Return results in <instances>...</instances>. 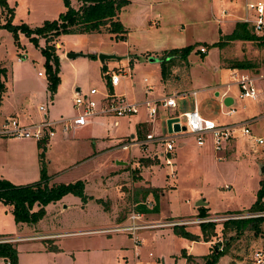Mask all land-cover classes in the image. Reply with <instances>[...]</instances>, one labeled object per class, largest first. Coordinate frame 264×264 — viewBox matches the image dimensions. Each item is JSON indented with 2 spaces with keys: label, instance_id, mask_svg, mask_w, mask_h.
Instances as JSON below:
<instances>
[{
  "label": "rangeland",
  "instance_id": "rangeland-1",
  "mask_svg": "<svg viewBox=\"0 0 264 264\" xmlns=\"http://www.w3.org/2000/svg\"><path fill=\"white\" fill-rule=\"evenodd\" d=\"M126 1L127 5L118 19L127 33L129 29L146 26L151 28L149 24L145 26V20L152 19L149 5H140L134 0ZM144 1L147 4L154 2ZM157 1L163 4L158 5L153 14L159 11L162 13L161 18L165 19V22L168 20V23L158 27L159 30H164L161 36L165 41L155 34L151 35L152 40L155 36L162 44L151 45L144 42L138 48V51H143V54H137L139 58L128 52L132 46L131 39H119L104 31L60 35L55 44L58 46L55 54L59 59V83L53 95L48 90V66L53 68V63H48L41 52V48L46 45L45 39L38 38L36 46L21 32L13 36L7 30L0 29V62L5 63L10 73V84L6 93H11L12 81L25 82L26 95L20 96V99L30 96L31 108L44 107L46 112L54 105L52 108L56 112L55 116L61 119L77 115L74 108V94L77 88L83 94L88 93L90 89H96L99 93H113L116 97H124L128 102H133L149 87L148 95L154 98L176 93L185 94L184 97L176 99L178 114L191 110L196 102L201 114L205 113L209 119L221 125H235L254 119L249 125L251 136L244 137L241 128H237L230 141L233 151L228 155H231L218 161V153L213 150L209 138L203 147H199L196 138L187 132L174 134V164L171 168L165 165L164 147L161 145H156V156L146 160L140 159L144 155L142 146L132 145L136 137L131 139L130 136H136L137 118L144 121L147 117L145 108L140 107L138 116L122 119L101 116L102 118L94 123H86L79 127L82 128L74 139L63 140V130L57 127L55 138L51 139L50 145L48 143L45 148L36 145L32 149L18 141L11 145L9 141H0V179L14 185L26 186L38 182L40 168L44 166L49 177V186L86 181L84 194L101 197L104 194L101 191L103 174L109 175L114 168L119 170V173H128L117 183L115 194H106L104 199L96 200L98 204L85 208L81 199L67 195L63 199H72L71 201L59 203L53 209L47 210V213L46 207V214L40 221L36 224H22L21 231L13 215L0 205V236L68 234L57 237L53 242L21 244L18 252L28 250L27 247L30 246H34L32 249L43 246L47 249L54 248L53 244H56L65 254L64 257L51 260V263L49 259L43 258L44 255H39L38 258H33V264H70L66 256L75 259L74 264H204L203 257L212 253L214 246L220 250L225 246L228 248V253L220 257L216 264H249L254 253H264V222L259 234L247 231L232 241L229 236L233 233L222 230L226 221L233 220L232 218L240 214L243 217L248 214L247 211L257 200L259 182L264 179V103L260 100L240 99L239 88L232 80L235 73L233 70L238 71V76L257 77L264 74V39L254 42L237 40L219 48L213 45L222 38L218 35L229 33L231 27L223 23H213L211 19L205 21L209 18L208 15L205 17V10L208 9L210 0H166L167 3H164V0ZM213 1L215 17L221 10L238 17L243 15L245 0ZM6 4L13 9L12 24H25L30 29L41 26L45 21L55 20L64 10L62 0H6ZM200 16L201 18H198ZM0 17L2 22L7 18L6 12L1 8ZM219 28L222 32L219 31L218 34ZM161 46L173 49L192 46V50L185 55L176 54L172 58L166 54L161 55L163 63L149 62L145 51ZM200 48H204L206 53H200ZM69 54L77 56L68 58ZM100 55L113 58L101 62ZM236 62H246L249 68L233 69L232 66ZM37 73H41V77H38ZM110 73L121 77L119 87L111 88V91L108 89ZM144 79H147L146 84ZM195 90L199 91L196 100L190 95ZM55 94L56 104L52 103ZM98 97L95 96L96 99ZM225 98L233 100L231 107L236 113L231 116L227 115L230 107L225 103ZM170 117L172 116L169 111L159 113L153 130L152 125H149V128H140L139 140L143 142L148 133L167 136ZM111 123H119L115 133L104 126ZM69 134L71 135L70 131ZM255 138H262L263 144H257ZM124 141L130 144L126 151L119 147ZM181 141L184 142L183 147L179 145ZM227 145L228 143L223 147L222 156L227 155ZM10 154L15 156L8 157ZM124 156L128 158L131 166L128 165L126 169L122 166L116 168L117 160ZM151 162L154 164L147 165ZM144 165H147L142 171L144 178L163 189H159V212L145 214L141 222L167 226L140 231L138 236L142 243L135 251L129 234L114 230L126 225L128 217L133 211L136 212L137 201H140L138 197L142 196L136 195L141 189L135 184L142 169L137 168ZM172 169L173 178L170 174ZM119 190L124 192L121 195L122 200L116 199ZM142 198L141 201L147 203L148 208L154 207V200L150 196L148 200H144L146 197ZM198 202H201L200 206ZM262 202L264 203V198ZM199 208L207 209L204 211L206 218L199 217ZM111 217L121 223L115 224L110 220ZM189 221L214 223V236L205 241L199 223L177 225L183 226L186 232L197 237L196 240H190L178 236L173 225H170ZM182 251L191 259L186 260L181 255ZM23 263L26 264L27 260Z\"/></svg>",
  "mask_w": 264,
  "mask_h": 264
},
{
  "label": "trees",
  "instance_id": "trees-1",
  "mask_svg": "<svg viewBox=\"0 0 264 264\" xmlns=\"http://www.w3.org/2000/svg\"><path fill=\"white\" fill-rule=\"evenodd\" d=\"M80 3L78 9H74L71 6L70 0H62L65 11L60 13L58 18L53 21H45L41 26L34 29H30L25 24L14 25L13 9L9 8L6 4V0H0V8L5 11L7 18L4 22L0 17V29H5L13 36L17 32L23 33L29 38L36 46H38V38L45 39L46 45L41 48L42 54L45 56L46 61L53 63V68L48 66L49 70V84L48 90L51 95L56 92L57 85L59 83V59L55 54L54 46L52 42L60 35L64 34H90L106 31L108 34L115 35L119 39H125L127 31L123 25L119 22L118 15L121 10L127 5L126 0H77ZM242 40V41H257L261 40L254 36L246 25L236 23L234 30L231 34L222 36L220 41L213 45L223 48L226 43ZM192 50V46H187L180 49H172L166 53V56L174 57L176 54L185 55ZM160 63H163V59L159 58ZM233 69H248L249 64L246 62H236ZM105 71V68H103ZM6 71L0 67V101L1 96L5 92V86L2 78L5 76ZM111 91L110 85L108 86ZM38 147L45 148L42 143H37ZM40 179L38 182L29 184L26 186L14 185L6 180L0 179V203L5 206L11 207V213L14 217L16 224H36L45 215V207L51 203L60 201L66 195H73L81 199L86 204L88 197L84 194V182L77 181L68 185H48L49 177L46 174V168L43 166L40 168ZM159 189L157 188H143L138 190L136 195L142 194V197L151 195L154 199V207L148 208L142 204L141 201H137L136 212L144 214H156L159 212ZM264 179L259 182V189L257 192V200L247 211V215H259L264 213ZM37 206L39 209L33 211V207ZM199 217H204V211L207 209L199 208ZM242 216V214H240ZM264 222V216L248 217L244 219L228 220L223 224V232L229 231L233 233L229 236V240L238 239L245 232H253L259 234L261 232V224ZM202 232V237L205 241H208L214 236L215 224L212 222H205L199 224ZM183 226H173L176 233L180 237H184L190 240H196L197 237L186 232ZM228 253V248H222L221 250L214 246L212 253L203 257L204 264H216L220 257ZM181 255L190 260L191 257L186 255L185 251L181 252ZM0 259H3L7 264H18V251L13 243H0Z\"/></svg>",
  "mask_w": 264,
  "mask_h": 264
},
{
  "label": "built area",
  "instance_id": "built-area-1",
  "mask_svg": "<svg viewBox=\"0 0 264 264\" xmlns=\"http://www.w3.org/2000/svg\"><path fill=\"white\" fill-rule=\"evenodd\" d=\"M225 15V12H222ZM237 23L244 24L250 30V32L259 39H264V0H245L243 15L238 18ZM200 53H206L204 48L199 49ZM232 75L233 84L239 88L240 99H250L252 101H262L264 103V74H260L257 77H249L248 75L236 74ZM121 77L116 73H110L109 84L111 87H116L120 83ZM258 82L259 84H256ZM144 83H147V79H144ZM199 91L191 92V96L196 100V96ZM150 93V88H145V94ZM95 96H99L97 99ZM185 94L168 95L162 98L146 100L143 103L128 102L124 97H116L113 93H99L96 89H90L88 93H76L74 99V108L77 111V115L72 118H61L56 121H49L46 117V109L39 107V111L43 112V120L37 124L22 125L17 119L10 118L6 120L0 128V136L12 139H29L34 140L37 143L47 145V141L55 135L56 128L61 127L63 132H68L72 128L80 127L90 120L97 117H129L136 115L140 107H144L149 118L152 130L155 126V121L160 111H172L177 108L176 99L184 97ZM236 111L233 107H230L227 112L228 116L235 114ZM170 124L179 126L181 132H187L188 134L196 138V144L199 147H203L206 139H210L213 150L217 153L223 150V147L232 139L233 132L237 128H241V133L244 137L251 136V130L249 125L254 119L245 120L235 125H221L214 120L205 118L200 113L196 102L191 110L185 111L179 115H171ZM182 128H185L183 131ZM170 132V131H169ZM174 134L171 132L167 135H157L154 133H148L145 136V140L136 145L143 146L146 144L161 145L164 147L165 153V165L168 167L173 166L172 153L175 146ZM254 141L262 145V138H255ZM130 144L127 142L122 143L119 147L123 150H127ZM171 177H174V170L170 171ZM142 204H148L143 202ZM144 213H138L133 211L128 217V223L122 227L116 228L115 232H125L133 240L134 248L137 251L142 241L139 239L138 233L142 230L161 228L167 225L164 224H145L141 222L144 218ZM264 216V215H257ZM256 216H236L232 219H242ZM202 223L201 221H189L180 222L170 225L192 224ZM14 240L10 238H1L0 243H12ZM150 256L152 254H149ZM153 264V263H146ZM249 264H264V253L256 252L253 255L252 261Z\"/></svg>",
  "mask_w": 264,
  "mask_h": 264
},
{
  "label": "crops",
  "instance_id": "crops-1",
  "mask_svg": "<svg viewBox=\"0 0 264 264\" xmlns=\"http://www.w3.org/2000/svg\"><path fill=\"white\" fill-rule=\"evenodd\" d=\"M130 1H133V0H130ZM134 1L136 3H138V4H140V5H145V6L149 5V8H151L150 15L152 16V19L150 18L148 21L145 20V26L147 24H149L150 25L149 27H151V28L148 29L147 26H146V27H140V28H135V29H129L130 31L124 35L125 39H127L129 41L131 39L130 44L132 46H131V50L128 51L129 54L130 55L131 54L134 55L135 58H139V57H137V54H143V51H138V48H140L139 46H141L144 42H146L148 44H151V45H155V44H158V43L162 44V42H160V39L155 37V36H154V39L152 40V38H150L151 35L155 34L156 36L161 37L163 41H165L163 39V37L161 36L163 34L164 30H161V29L159 30L158 27H160L164 23H168V20H167V22H165V19L161 18V14L162 13H159V11H156L153 14V11L155 10V8H157L158 5L163 4V2H160V1L156 2V0H154V2H149L147 4L144 0H134ZM143 1H144V4H143ZM164 1H165L164 3L168 2L166 0H164ZM169 1L170 2H177L179 0H169ZM217 1L222 2L223 0H217ZM70 2H71V6L74 9H78L80 7V3L77 0H70ZM214 7H215L214 1L210 0L209 7H208V9L205 10V17H207V15H208L209 18L207 17V19L205 21L207 22L208 19H211L213 23H217V24H222L223 23L225 26H229V28L231 27L230 28L231 30H230L229 33H225V34L221 33V35L219 34V31L222 32V30L219 28L218 29V34H219L218 36H226V35L231 34L232 31L235 28V25H236V23L238 21V18L241 17V16L238 17V15L236 16V14L227 13L226 11L221 10L220 13L218 14V16L215 17V15H214V13H215ZM63 8H64V6H63ZM64 11H65V8L60 13H62ZM222 12H225L226 14L223 15ZM59 14H58V16H59ZM120 14H121V12L119 13V15ZM58 16H57V18H58ZM139 18H142V17L139 15ZM198 18H201V16L198 17ZM142 20H143V18H142ZM202 22H204V21H202ZM156 28L158 30H156ZM104 32H106V31H104ZM132 35H134V36L131 37ZM52 44L55 47V51H56L57 47H58V46L55 45V44H57V38L52 42ZM172 49L173 48H165L164 46H161V47H151V49H148V50H146V49H142V50H146L145 53L148 54L149 58L158 59V62H159L160 56L161 55H165L168 51H170ZM135 52H137V53H135ZM0 66L2 68H4V69H7V66L5 65L4 62H0ZM233 71H236V70H233ZM9 74H10L9 73V69H7L6 75L3 77V81H4V84H5L4 85L5 86V92L3 93L2 99L0 101V126L6 120H8L10 118L17 119L22 125H31V124L40 123L43 120V112L39 111V107H36V109H32L31 108V105H30L31 104V97L28 96L26 99H20V96L26 95L25 92H24L25 91L24 87L26 86L25 82L18 81V82L15 83V81H12L11 82V85H12L11 93L12 94L11 93H6L7 90H8V86L10 84ZM37 75H38V77H41V73H37ZM14 83H15V86H14ZM119 85H120V83L116 87H119ZM116 87H111V88L114 89ZM75 91L77 93V92H79V89L77 88ZM195 91H197V90H195ZM149 95H146L145 94V90H144V93L139 97V99L138 100H133V102L143 103L146 100H153V99L162 98V97H155L154 98V97H150ZM75 96H76V94H74V98H75ZM224 101L229 107L232 106L233 100L225 98ZM52 103L56 104V94L53 96ZM52 106H54V105H52ZM52 106H50V108H48V110L46 112V114H47L46 117L49 120L56 121L58 119L55 116L56 112H54V109L52 108ZM197 107H198V105H197ZM161 112L162 111H160L159 113H161ZM183 112H185V111H183ZM183 112H181L179 114H182ZM159 113H158V115H159ZM139 114H140V110L138 111V113L136 115H133V116H130V117L138 116ZM169 114H170V116L171 115H176V116L179 115L177 113V108H176V110L174 112L169 111ZM202 115L203 116L205 115V117L207 116L205 113L202 114ZM73 116L72 115L71 116H67L66 118H72ZM100 118H102V117L94 118V119L90 120L88 123L89 124L94 123L95 121H97ZM122 118H124V117H122ZM122 118H119V119H122ZM207 118H209V117L207 116ZM170 120H171V118H170ZM118 124H112L111 123V124H106L104 126H106L108 129H111L112 132L115 133V131H117L118 128H119ZM149 125L151 126L148 116L146 117V120H144V121H142L139 117L137 118V120L135 122L136 136L135 135H131L130 136L131 139H134L136 137V140L133 141L132 145H135V146L139 147L138 145H136V142L138 144L141 142L139 140V138H138V135L140 134V132H139L140 128H142V127H148L149 128ZM81 128H79V127L72 128L70 130L71 135L69 134V131L68 132H62L63 133L62 135L64 136V137L62 136V139L63 140H66V139H69V138H71V139L73 138L74 139L76 137V134L78 133V130H80ZM168 130L171 132V134H177V133L181 132V129L179 128V126H177L175 124H170V123L168 124ZM53 138H55V135L47 141V145L46 146H48V143L50 145V142L52 141L51 139H53ZM122 138H124V137H122ZM0 141H2V142H8L9 141L8 142L9 145L14 144L16 141H18V143L20 142V143H22V144H24L26 146H29L32 149H34V146L37 145V142H35L34 140H29V139H11V140H6V139H3V138H0ZM230 141L228 142V145L226 146L225 154H227V155L223 154V156H222L221 153L224 152V150H222L220 152V154L219 153L217 154L218 161H220V160L222 161V160H224V157H226V156L229 157L231 155V154L228 155V153H232V151H233ZM124 142H126V141H124ZM127 143H129V142L127 141ZM179 145L181 147H183L184 146V142L181 141ZM142 149L144 151V155L142 156V158H140L142 160L143 159L146 160L147 158L148 159L149 158H153V156H156V154H157L156 153L157 152V146L156 145L146 144V145L142 146ZM7 156L11 157V156H15V155L14 154H10V155H7ZM125 159H126V157L124 156L121 159L117 160V164H116L117 167L116 168H118V167L120 168V166H122L123 169H126V167L128 165L131 166V164H129V162H128L129 161L128 158L126 160ZM150 164H154V162H151V163H149L147 165H150ZM147 165H144V166H141V167L138 166L137 169H140V168H142V169H141V171L139 173V177L140 178L138 179V182L135 184V186H137V188H141V189L149 188V187L157 188V189H163V187H156L155 185H153V183L151 181H147L144 178L142 171L144 170V168ZM118 171L119 170H116L114 168V170H112L109 175L104 176L105 174H103L101 176V191H103L104 194H102L101 197H96V196H93V195H91V196L86 195L89 199L86 202V204L83 205V207L87 208L89 205H93L94 206L95 204H98L96 202V200L104 199L105 197H107L106 194H108V193L115 194L117 183L121 182L124 179V177H126V175H128L127 172H120L119 173ZM86 183L87 182L85 181L84 182L85 187H86ZM84 191H85V188H84ZM117 194H118V196H116L117 197L116 199L122 200L123 198H121V195H123L124 192L123 191L120 192V190H119V193H117ZM109 196H108V198L112 199V197H109ZM149 196H150L151 199H153V197H151V195H148V196H146V198L144 200H146V199L148 200ZM66 200L71 201L72 199H65V198L63 199L62 198L60 201H58L56 203H51V204L47 205L46 207L48 209L45 207L46 208V213H47V210H49L50 208L53 209L54 206L58 205L59 203H63ZM138 200H140V201L143 200L142 196H139ZM141 203H143V201H141ZM0 205L5 209V211H9L11 213V207L10 206H5L2 203H0ZM60 205H63V204H60ZM113 205H115V204L113 203ZM38 209L39 208L37 206H34L33 211H37ZM111 216L113 217V214H111ZM112 217L110 218V220L112 222H114L115 224L121 223L117 219L113 220L114 218L112 219ZM18 228H19V231H21L23 229V225L19 224ZM63 235H68V234L48 233V234H35V235H32V236H28V237H26L24 235H21V234H7V235H4V236H0V239L1 238L13 239L14 241L12 243L15 245V247H16V249L18 251V247L21 244H24V243H35L37 241H41V242H44V241L45 242H51L52 241L53 242V240H55L57 237H61ZM42 236L46 237V238H41ZM53 246H54V248H48V249L45 248V246H43L42 248H37L36 249V247H35L34 249H32L34 246H32V247L30 246V247H27L28 250L25 249L24 251L23 250L19 251L18 252V254H19L18 255V264H24L23 263L24 260H27L26 264H33V262H32V261H34L33 258H38L37 256H39V255L40 256L44 255L43 258L49 259L50 263H51V260H55L57 258L64 257V255H65L64 252H61V249L58 248L56 244H53ZM66 259L68 260V262L70 264H74V262H75V259L70 258L68 256H66ZM197 259H195V260H197ZM192 260H193V257H192ZM28 261H31V263H29ZM0 264H7V263H5L3 259H0Z\"/></svg>",
  "mask_w": 264,
  "mask_h": 264
},
{
  "label": "water",
  "instance_id": "water-1",
  "mask_svg": "<svg viewBox=\"0 0 264 264\" xmlns=\"http://www.w3.org/2000/svg\"><path fill=\"white\" fill-rule=\"evenodd\" d=\"M76 56H77L76 54H69L68 55V58H75ZM99 58H100L101 62H103L105 59H109V58H113V57L112 56H103V55H100ZM149 62H158V59L149 58ZM168 124H169V122H168ZM182 130L184 131L185 128H182ZM263 172H264V168H262V173ZM199 204H201V202H198V205Z\"/></svg>",
  "mask_w": 264,
  "mask_h": 264
}]
</instances>
